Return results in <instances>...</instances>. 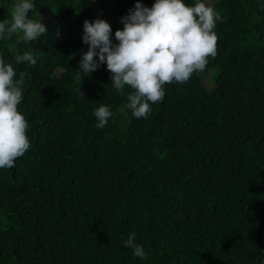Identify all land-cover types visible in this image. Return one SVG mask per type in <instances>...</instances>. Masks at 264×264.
<instances>
[{
    "label": "trees",
    "instance_id": "1",
    "mask_svg": "<svg viewBox=\"0 0 264 264\" xmlns=\"http://www.w3.org/2000/svg\"><path fill=\"white\" fill-rule=\"evenodd\" d=\"M17 2L0 0L6 27ZM155 2L33 0L47 32L0 38V60L24 73L30 144L0 169V264H264V0H199L220 17L216 55L136 118L135 90H115L106 64L77 74L84 22L109 23L118 45L129 10ZM25 52L34 67L15 62Z\"/></svg>",
    "mask_w": 264,
    "mask_h": 264
},
{
    "label": "clouds",
    "instance_id": "2",
    "mask_svg": "<svg viewBox=\"0 0 264 264\" xmlns=\"http://www.w3.org/2000/svg\"><path fill=\"white\" fill-rule=\"evenodd\" d=\"M34 8L33 0H18L13 5L10 26L6 27L8 21L0 22V38L20 32L23 41L32 42L45 34L47 29L40 19L28 17ZM129 12L121 21L123 30L115 32L118 45L112 43L109 23L99 19L84 22L83 42L90 47L77 74H90L106 64L115 90L123 94L126 85L135 90L128 96L127 105L133 115L147 118L151 111L149 102L155 104L163 99L165 84L188 81L194 72L205 69L209 56L216 55L214 28L220 17L199 0L191 7L184 0H156L151 8L137 3ZM15 62L30 63L33 67L37 63L31 52L17 55ZM15 76L13 66L0 60V169L14 167L30 147L28 124L18 111L24 73L18 80H14ZM94 115L96 127L103 128L113 113L108 106H100ZM135 238L136 233H131L125 246L142 258L146 254Z\"/></svg>",
    "mask_w": 264,
    "mask_h": 264
},
{
    "label": "rangeland",
    "instance_id": "3",
    "mask_svg": "<svg viewBox=\"0 0 264 264\" xmlns=\"http://www.w3.org/2000/svg\"><path fill=\"white\" fill-rule=\"evenodd\" d=\"M207 1V3L209 4V5H212L213 4V2H215V0H206ZM49 17H52L51 15H49ZM98 20V19H97ZM99 20H101V19H99ZM104 21V20H103ZM106 22V21H105ZM117 30H123L122 29V27L120 26V25H117L116 26V31ZM77 32V29H73L72 30V33H76ZM84 35V34H83Z\"/></svg>",
    "mask_w": 264,
    "mask_h": 264
}]
</instances>
